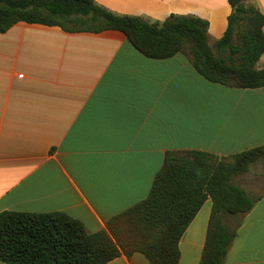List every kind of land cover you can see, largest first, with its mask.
<instances>
[{"label": "crops", "instance_id": "crops-1", "mask_svg": "<svg viewBox=\"0 0 264 264\" xmlns=\"http://www.w3.org/2000/svg\"><path fill=\"white\" fill-rule=\"evenodd\" d=\"M95 1L150 23L199 17L212 47L232 13L229 0ZM250 3L264 15V0ZM263 145L264 88L209 82L183 53L147 58L116 30L19 22L0 32V213L63 212L97 233L149 197L167 152L229 157ZM235 183L256 203L223 217L237 230L226 264H264L263 164ZM212 208L209 199L185 231L179 264H200ZM108 264L151 263L122 253Z\"/></svg>", "mask_w": 264, "mask_h": 264}, {"label": "trees", "instance_id": "trees-1", "mask_svg": "<svg viewBox=\"0 0 264 264\" xmlns=\"http://www.w3.org/2000/svg\"><path fill=\"white\" fill-rule=\"evenodd\" d=\"M224 36L212 47L209 22L171 15L163 23L117 15L95 0H0V32L19 22L59 26L68 32L116 30L147 58L187 55L206 80L236 89L264 88V15L250 0H229ZM264 158V145L221 157L202 151H169L149 197L113 218L107 230L89 233L63 212L0 213L3 264H108L122 253H142L151 264H179V243L203 205L213 208L200 264H226L236 229L224 216L249 213L256 200L235 183Z\"/></svg>", "mask_w": 264, "mask_h": 264}, {"label": "rangeland", "instance_id": "rangeland-1", "mask_svg": "<svg viewBox=\"0 0 264 264\" xmlns=\"http://www.w3.org/2000/svg\"><path fill=\"white\" fill-rule=\"evenodd\" d=\"M256 163H261V164H263V166H264V158L263 159H261V160H259V161H257ZM256 163H254V164H256ZM253 165V164H252ZM251 165V166H252ZM245 175V174H244ZM243 175V176H244ZM243 176H240V177H237V178H235V179H238V178H242ZM234 179V180H235ZM231 224V223H230ZM233 226H235V224H234V221H233V223L231 224V227L230 228H232Z\"/></svg>", "mask_w": 264, "mask_h": 264}]
</instances>
